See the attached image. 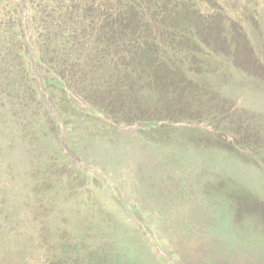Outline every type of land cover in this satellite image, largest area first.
<instances>
[{"label":"trees","instance_id":"trees-1","mask_svg":"<svg viewBox=\"0 0 264 264\" xmlns=\"http://www.w3.org/2000/svg\"><path fill=\"white\" fill-rule=\"evenodd\" d=\"M239 1L242 2L241 12L231 15L226 3L223 7L218 6L217 0H0V107H3L0 108V138L11 140L20 153H29L27 147L41 145L43 138L48 137L52 142L47 146L48 160L42 167L28 162L31 166L29 174L46 176L44 193V188H40L44 183L40 182L36 194L41 195L36 198L54 202L52 207L57 211L55 223L40 228V234L51 229L55 234L67 232L68 237L72 236L74 241L89 250L90 239L83 231L84 227H89L91 233L103 234L108 241L107 249L94 247L108 264L123 260L127 264H135L142 252H148L150 248H156L170 257L171 263L175 260L167 252L170 248L167 238L169 232L179 229L181 224L166 218H170V211H173L172 202L178 200L177 190L174 189V194L173 191L167 194L165 189L161 192L155 190L156 196L162 199L157 207L150 209L116 188L108 189L110 200L107 204L97 196L104 194L99 187L97 190H84L93 183L91 178L94 177L87 168L92 163L89 157L78 158L75 146L73 143L70 145L72 139L67 138L69 134L62 132V115L56 110L61 101L55 93H63L67 110L79 112L81 117L94 113L101 115L103 112L116 123L128 124L132 122L133 119L128 118L134 112L137 116L134 120L143 125L142 130L147 128L168 134L172 115L167 116L169 111L161 113L153 107L164 105L165 89L166 93H182L185 91L182 81H192L190 83L194 87L198 85L197 81H193L194 75H188V57L192 53L187 49L190 46L199 48L201 29L224 31V25L228 26L232 33L236 32L239 36L229 41L232 48L236 46L230 55L232 59L242 56L245 70H249L247 75L252 71L247 67L250 63L255 62L264 69V60L261 59L264 42L260 47L255 45L257 37L254 35V31H262L264 25V0ZM203 3L218 12L207 16L208 9ZM246 10L247 15L243 12ZM222 14H229L230 18L222 17ZM212 53L208 55L214 56L215 53ZM205 75V85L213 89L212 80ZM141 78H148V83L143 84ZM194 90L199 92L200 88ZM195 95L189 102L200 108L202 98L198 96L200 99L196 100ZM175 96L171 101L178 99ZM119 104L125 105L123 109L127 112L119 114L113 111ZM61 106L65 108L63 104ZM174 106L177 104L174 103L171 108ZM211 108L216 110L203 116L210 115L213 119L225 112L215 106ZM133 110H137L138 115ZM192 111L195 107L191 108ZM236 115L237 120L230 121L229 130L234 132L238 145L248 150L250 159L264 170V114H244L242 110V114ZM203 148L207 149L206 146ZM51 149L54 155H51ZM3 152L0 151V154ZM54 156L58 157L52 163L50 160ZM23 165L27 169V162ZM72 171L80 175L77 181ZM73 184L76 189L70 187ZM3 195L5 193L1 191L0 231L16 232L7 226L12 220ZM170 195L173 201H163ZM112 198L114 203L118 202L111 204ZM237 199V202L264 204V195L256 191L238 195ZM58 205L63 207L62 210ZM257 208L256 205L248 207L264 217V209L259 211ZM32 210L38 216L37 210ZM203 212L200 210L198 214L202 216ZM152 215H158L159 219L155 220ZM199 219L182 220L186 223V231L202 237L209 235L202 231ZM15 224L21 225L18 222ZM36 230L39 231V228ZM175 236L182 238L178 234ZM187 240L185 243L181 239L177 242H181L183 247L189 242L190 247L194 246L191 252H195L194 244L199 238ZM218 247L210 245V252L214 253ZM239 255H242L241 251ZM250 260H246L248 264ZM261 260L257 258L256 261Z\"/></svg>","mask_w":264,"mask_h":264},{"label":"rangeland","instance_id":"rangeland-1","mask_svg":"<svg viewBox=\"0 0 264 264\" xmlns=\"http://www.w3.org/2000/svg\"><path fill=\"white\" fill-rule=\"evenodd\" d=\"M217 1V5L222 7L226 3L231 15L241 12L242 2L239 0ZM203 6L208 9L207 16H214L218 12L207 4L203 3ZM243 12L247 15L248 10ZM222 17L230 18L229 14H222ZM199 33V50L196 46L187 49L192 53L188 57V75H194L193 81H197L198 85L194 87L190 83L192 81H182L185 94L174 91L166 93L165 89L164 105L161 108L158 105L151 106L158 112L162 111L161 113L169 111L167 116L172 115L173 120L167 128L168 134L147 128L142 130L143 125L134 120L137 117L134 112L131 118H128L133 119L128 124L120 121L116 123L103 112L101 115L94 113L92 116L81 117L79 112L67 110L68 106L63 100L66 97L58 92L55 97L61 104L57 105L56 110L61 113L63 121L60 128H63V133L69 134L67 138L72 139L70 145L73 143L75 146L76 152L79 153L78 158L89 157L88 160L92 163L87 168L89 174L94 177L91 178L93 183L84 190H97L99 187L104 194L99 193L97 196L106 204L110 200L108 189L112 188L130 195L148 209L157 207V203L162 199L156 196L155 190L161 192L165 189L167 194L168 191L170 194L173 191L174 194V189L177 190L178 200L172 202L173 211H170V218H166L172 223L181 224L179 229L169 232V244L166 243L170 247L167 252L175 260L171 263L170 257L161 254L156 248H150V251L142 252L135 264H248L247 259H252L250 264H264V217L248 209L256 205L257 209L262 211L264 204L260 206L252 201L237 202L238 195L244 196L250 191L264 195V170L250 159L248 150L238 145L234 132L228 128L230 121L237 120L235 116L242 114V110L244 114H264V69L255 62L250 63L247 67L252 71L247 75L249 70L246 71L242 56L232 59L230 55L236 46L232 48L229 41L232 42L233 38L235 40L239 36L236 32L232 33L228 26L224 25V31L201 29ZM254 33L257 37L255 45L260 47L264 42V25L262 31ZM219 50L226 56L221 55ZM211 51L215 53L214 56L208 55ZM261 59L264 60V56ZM258 64L260 65L259 60ZM241 70L243 72H239ZM205 74L212 80L210 82L213 89L205 85ZM141 79L143 84L148 83V78ZM195 88H200L199 92L195 91ZM174 94L178 99L171 101ZM193 94H196V100L202 98V107L196 108L189 102ZM173 102L177 106L171 108ZM124 106L119 104L113 111L119 114L127 112V109H123ZM212 106L227 113L221 112L222 116L213 119L210 115L203 116L206 112L216 110L211 108ZM194 107L195 111L190 112ZM133 111L138 115L137 110ZM197 115L200 117H195ZM41 143L27 145L26 150L29 153L24 151L25 148L22 149L24 153H20L11 140L0 138V151H4L0 154V186L3 184L0 192L4 191L5 204L9 205L12 221L7 226L16 231H0V264H108L94 248L99 246L107 249L108 241L103 234L91 233L89 227L83 228L84 235L90 239L89 250L74 241L72 236L68 237L67 232L62 235L55 234L51 229L50 232L40 234V228L44 229L47 224L51 226L55 223L54 216L57 215V211L52 207L54 202L36 198L41 195L36 194L40 182L44 183L40 186L41 189L44 188V193L46 176L28 172L31 170L28 162H35L37 166L42 167L48 160L47 146L52 142L47 137L43 138ZM51 151V155H54L53 149ZM55 157L58 156H54L50 162L54 163ZM59 161L58 158V163ZM23 162H27V169ZM18 163L20 167H17ZM72 176L77 181L80 175L72 171ZM236 180L240 182L237 183ZM70 187L76 189L75 184ZM49 189L48 185L47 190ZM25 194L29 197H25ZM173 200L170 195V198L163 201ZM115 203L112 198L111 204ZM58 206L62 210L63 207ZM33 208L37 210L38 216ZM200 210L204 211L202 216L198 214ZM193 217L200 218L202 231L209 235L202 237L200 234L191 235L186 231L185 222H189ZM152 218L159 219L158 215H152ZM36 228H39V231ZM175 233L182 238L176 237ZM186 238H199L194 244L195 252H191L194 246L190 247L189 242L187 246H180L181 242L189 241ZM179 239L182 241L177 242ZM158 242L160 243V240ZM210 245L219 247L211 253ZM236 248L238 250H235ZM239 251L242 255H239ZM257 258L262 260L257 262ZM116 264L127 263L123 260L117 261Z\"/></svg>","mask_w":264,"mask_h":264}]
</instances>
